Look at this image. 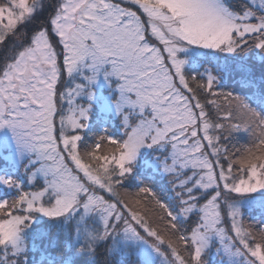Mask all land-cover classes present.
Returning <instances> with one entry per match:
<instances>
[{
	"label": "snow or ice",
	"instance_id": "1",
	"mask_svg": "<svg viewBox=\"0 0 264 264\" xmlns=\"http://www.w3.org/2000/svg\"><path fill=\"white\" fill-rule=\"evenodd\" d=\"M4 129L0 264H264V0H0Z\"/></svg>",
	"mask_w": 264,
	"mask_h": 264
},
{
	"label": "trees",
	"instance_id": "2",
	"mask_svg": "<svg viewBox=\"0 0 264 264\" xmlns=\"http://www.w3.org/2000/svg\"><path fill=\"white\" fill-rule=\"evenodd\" d=\"M96 124V118H95V115L93 116V120H92V126H95ZM241 133H243V129L240 130V132H238L234 138H233V141L232 143L234 144H237V146H240V145H243L245 143H247V140H248V135L246 133H244L243 135H241ZM91 135V134H90ZM90 142V141H89ZM126 186H128L126 184ZM133 186H135V182H133ZM120 192H121V195L123 198H127L129 195H135V192H136V189L135 187H131V188H127V189H120ZM260 219L259 217V214L256 215V221H253L254 223L255 222H258ZM247 219H246V223H247ZM206 259H208L209 261V264H216L217 262L216 261H213L209 256L206 257Z\"/></svg>",
	"mask_w": 264,
	"mask_h": 264
},
{
	"label": "rangeland",
	"instance_id": "3",
	"mask_svg": "<svg viewBox=\"0 0 264 264\" xmlns=\"http://www.w3.org/2000/svg\"><path fill=\"white\" fill-rule=\"evenodd\" d=\"M100 92L103 95H107L108 89L106 87H104V88L100 89ZM10 136H11V134L7 129L0 130V139L5 140L7 142V144L9 145L6 149H4L5 152L11 150L12 142H11ZM2 165H3V160H0V166H2ZM209 257L213 261H216L217 262L216 264H219L220 258L218 255H216L215 249L212 250V252L209 254Z\"/></svg>",
	"mask_w": 264,
	"mask_h": 264
}]
</instances>
